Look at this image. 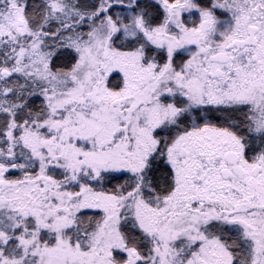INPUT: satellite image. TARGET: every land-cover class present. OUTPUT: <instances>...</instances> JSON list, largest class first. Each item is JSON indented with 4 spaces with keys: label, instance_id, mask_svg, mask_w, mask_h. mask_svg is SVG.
I'll list each match as a JSON object with an SVG mask.
<instances>
[{
    "label": "snow or ice",
    "instance_id": "obj_1",
    "mask_svg": "<svg viewBox=\"0 0 264 264\" xmlns=\"http://www.w3.org/2000/svg\"><path fill=\"white\" fill-rule=\"evenodd\" d=\"M0 264H264V0H0Z\"/></svg>",
    "mask_w": 264,
    "mask_h": 264
}]
</instances>
